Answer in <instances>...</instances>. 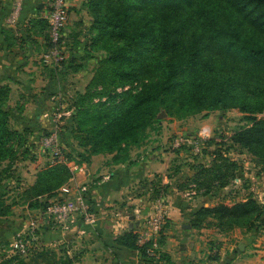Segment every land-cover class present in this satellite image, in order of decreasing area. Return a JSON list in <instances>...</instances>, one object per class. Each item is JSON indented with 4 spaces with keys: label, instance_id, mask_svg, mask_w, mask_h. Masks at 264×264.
Segmentation results:
<instances>
[{
    "label": "crops",
    "instance_id": "0c3cea01",
    "mask_svg": "<svg viewBox=\"0 0 264 264\" xmlns=\"http://www.w3.org/2000/svg\"><path fill=\"white\" fill-rule=\"evenodd\" d=\"M13 1L0 0V86L10 88L6 109L16 110L19 125L33 131L37 128L42 135L44 131L50 133L63 125L60 118L68 110H60L63 102L56 103L57 97L49 95L53 90L47 87L53 77L43 67H52L43 65L42 57L38 58V43L42 39L37 35L40 31L33 7L41 0H22L20 4L27 22L33 20L28 37L5 26ZM82 1L68 0L70 23L63 42L66 55L68 33L73 31L78 35L85 29L86 12L81 9ZM23 28L18 26L22 31ZM24 40H31L33 54ZM18 43L22 45L15 47ZM80 48L73 50L68 64L53 68L58 69L55 80H60L62 98L73 91L82 92L92 77L88 70L92 61L81 56ZM210 123L213 125L212 121ZM171 125L164 126L162 135L135 146L125 162L115 160V154H99L92 156L90 163H68L72 176L64 186L73 189L89 186L88 216L75 215L67 223L58 224L48 219L43 210L25 206L20 211L24 215L22 220L26 221L25 227L42 228L38 237L42 245L57 248L61 255L72 258L73 264H264L260 251L248 244L243 248L242 244L237 246L211 224L212 218L200 216L202 208H213L220 200L193 181L185 183L187 176L197 173L193 166L206 158L198 152L199 145L204 142L200 140L203 131L195 140L181 136L189 131L188 126L176 132ZM37 134L34 132L26 137L28 143L34 144L30 147L31 154L36 155L33 156L36 160L31 175L33 183L41 169L53 164L52 158L44 155L42 139L37 141ZM194 141L199 145L195 146ZM61 189L53 196L39 199L74 204L75 194L67 195ZM158 208L165 214V226L153 248L160 257L156 260L145 258L138 249L127 246L126 235L130 232L137 235ZM216 240L217 247L211 243Z\"/></svg>",
    "mask_w": 264,
    "mask_h": 264
},
{
    "label": "rangeland",
    "instance_id": "374dc122",
    "mask_svg": "<svg viewBox=\"0 0 264 264\" xmlns=\"http://www.w3.org/2000/svg\"><path fill=\"white\" fill-rule=\"evenodd\" d=\"M21 3L22 0L13 1L5 26L11 31L19 30L18 32H23L24 36L28 37L27 35L33 28V20L27 22L26 15H23L20 8ZM41 4L42 8H40ZM52 4L53 0H41L40 4L33 7L39 24L40 32L37 35L42 39L41 43H38L40 45L38 58L42 57L40 61L43 65H46L44 63L45 56L51 51L47 16L51 13ZM126 6H129L128 11L131 13V18L127 17L125 24L131 26L133 30H137L141 23L162 28L161 22L167 17L159 11L160 8L154 2L145 3L143 1L142 5L141 0H131V3L128 0H83L81 9L86 12L83 20L85 29L78 35H75L73 31L68 33L69 43L66 42L68 58L62 64V67L68 64L71 60V53L79 47L83 51L81 56L92 61L88 68L92 77L82 92L73 91L62 98L59 91L60 80H55L58 69L43 67L53 77L47 89H52L56 93L51 91L49 95L57 97L56 100L54 99L56 103L63 102L64 107H59L60 110H68L60 118L63 125L57 128L61 137L63 159H53V164L54 162L64 164V160L68 159L67 155L72 158L73 154L76 155L77 152H80L78 144L81 136L72 132V129H76L75 120L87 119L95 112L98 113L99 118L100 114L108 110L121 105L129 106L128 104L137 101L146 86L158 83L154 76L127 83L115 73V69L125 66L120 63V66L114 65L111 62L113 56L123 49L124 41L119 38L118 32H113L115 24H112L111 20L121 17ZM151 10H156L160 16L156 23L146 19L147 13ZM18 26H23V31L18 29ZM242 38L255 44L264 45V31L250 23H246ZM64 39L66 41V38ZM24 42L27 43L25 45L29 47L30 54H33L31 40H24ZM18 44L15 47L22 45ZM224 59L226 60V64H223L225 68L219 74V79L216 82L213 81V86L216 88L220 85H227L230 88V96L225 100V106L211 111L201 107L199 109L189 108L176 114H170L169 111L161 109L153 121L154 124L147 129L145 137L139 142L142 145L146 144L153 136L162 135L164 126L168 127L171 124L170 128L176 132H181L180 130L188 126L189 131L181 136L195 140L199 139L201 131L206 130V136L202 135L203 138H200L204 142L199 145L201 148L198 151L201 153L199 155H204L206 158L193 166L197 169L195 171L197 173L187 176L185 183L194 181L196 177H201L198 173L202 172L203 168H210L211 171L203 175L199 181L202 182L204 191L210 189V192L220 199L219 204L234 206L247 201L254 202L255 212L248 217L245 214H240L239 219H234V216V218L230 217L231 220L225 222L221 231L232 243L236 242L237 246L242 244L243 248L244 244H248L253 249L260 251L264 259V145L262 148L257 147V144L243 146L233 141L235 134L253 126V118L264 121V72L255 70L252 65L238 62L234 57H225ZM233 64L236 68H232L233 75L229 76L228 68ZM188 92L194 94L193 89ZM246 94L262 95L259 100L263 101V104L258 103L252 97H245ZM9 100L10 96L7 102ZM7 111L10 113L8 126L12 134L9 142L15 148L16 159L14 158L10 167L7 161L2 164L7 176L0 182V213L4 214L0 215V264H62L65 262L66 256L61 255L57 248L42 245L38 240L42 228L25 227L26 221L22 220L24 215L20 213L25 206L31 210L45 211L50 204L48 201L41 202V199L35 196L36 190H31L35 184L31 181V175L34 174L36 160H33V156L36 155L31 154L32 142L28 143V139H26L30 134L37 132V141L43 140L49 131H44V134L40 135L37 128H34L33 131L30 127L25 128L23 125L22 127L15 115L17 114L16 110L14 112ZM55 112L57 113L56 109ZM208 120H211L213 125L210 123L211 121L207 124ZM15 134H21L19 137L23 138V142H19L17 139L12 142ZM83 135L86 134L83 133ZM30 139L33 140L32 137ZM134 147L135 145H131L129 151ZM44 155L48 158L51 157L47 151ZM69 159L66 163L75 161ZM211 224L217 225L215 221H212ZM17 241L24 243L30 241L27 253L20 250L21 248H17V245L15 246ZM211 243L216 247L218 245L217 240L211 241Z\"/></svg>",
    "mask_w": 264,
    "mask_h": 264
},
{
    "label": "trees",
    "instance_id": "16d2710c",
    "mask_svg": "<svg viewBox=\"0 0 264 264\" xmlns=\"http://www.w3.org/2000/svg\"><path fill=\"white\" fill-rule=\"evenodd\" d=\"M128 1L131 3V0ZM141 1L142 5L143 1L156 3L159 11L167 16L161 22L162 28L141 23L137 30H133L125 24L126 18H131L129 6H126L121 17L111 20L115 24L113 32H118L119 38L124 41L123 49L113 56L111 62L118 66L125 64L123 68L115 69V73L127 83L152 76L157 78L158 83L146 86L137 101L129 106L121 105L108 110L100 114L99 118L95 112L87 119L75 120L76 129H72V132L80 134L78 145L83 151L73 154L72 158L67 155L66 158H71V161L90 163L94 155L115 154V160L125 162L129 158V147L141 144L139 141L154 124L161 109L176 114L189 108L201 107L211 111L225 106L230 88L227 85L213 86V81L219 79V74L225 68V57H234L236 61L264 72V45L242 38L246 23L264 31V0ZM146 19L156 23L160 16L156 10H151ZM232 68L236 66H229V76L233 75ZM191 89L194 94L188 92ZM9 92V87L0 86V182L7 176L2 164L7 161L10 167L16 159L15 148L9 142L12 135L8 126L10 113L8 109L5 110ZM260 96L245 95L263 104L259 100ZM252 120L253 126L235 134L233 141L243 146L257 144V147L262 148L264 121ZM15 135L12 142L16 139L23 142V138L19 137L21 134ZM67 160L64 164L54 162L41 169L31 189L36 190V198L53 196L68 183L72 172ZM210 171V168H203L198 175L202 177ZM201 177H196L193 182L202 188L203 184L199 181ZM207 191L210 192V189ZM255 208L252 201L234 206L218 204L213 208H202L199 214L204 219L212 218L221 229L227 220H231L230 217L239 219L240 214L248 217L255 212ZM126 238L127 246L138 249L143 257H148L149 245L138 246L137 235L133 232L128 233ZM73 263L74 260L66 256L62 264Z\"/></svg>",
    "mask_w": 264,
    "mask_h": 264
},
{
    "label": "built area",
    "instance_id": "2783aa9c",
    "mask_svg": "<svg viewBox=\"0 0 264 264\" xmlns=\"http://www.w3.org/2000/svg\"><path fill=\"white\" fill-rule=\"evenodd\" d=\"M47 18L49 24L48 33L51 51L47 56H45L44 63L47 66L59 68L67 59L63 44L64 32L70 23V11L67 0H53L51 13L47 16ZM206 134V130H203L200 137L203 138L202 135L206 136ZM194 145L198 146L199 143L194 141ZM42 146L45 151L49 153L52 160L63 159L61 137L57 129L51 131L43 137ZM89 190L90 188L87 185L80 186L76 189H73L68 185L62 187L61 191L63 193L67 195L72 193L75 194V203L71 204L68 201L52 202L46 207L44 211L45 216L58 224L67 223L75 215H81L83 217L88 216L90 204L88 203L87 194ZM164 226L165 214L161 208H158L147 218L145 221V227L138 232L137 245L140 247L149 245L147 248L148 258H155L156 260L160 258L157 256V253L153 250V248L157 245L156 243L162 235ZM28 244H30V241L27 243L17 241L15 246L17 245V248H21L20 250L27 253Z\"/></svg>",
    "mask_w": 264,
    "mask_h": 264
},
{
    "label": "water",
    "instance_id": "95a60500",
    "mask_svg": "<svg viewBox=\"0 0 264 264\" xmlns=\"http://www.w3.org/2000/svg\"><path fill=\"white\" fill-rule=\"evenodd\" d=\"M40 8H42V6H40Z\"/></svg>",
    "mask_w": 264,
    "mask_h": 264
}]
</instances>
